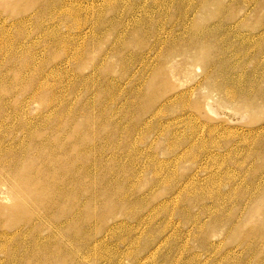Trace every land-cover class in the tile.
I'll return each instance as SVG.
<instances>
[{
  "label": "rangeland",
  "instance_id": "374dc122",
  "mask_svg": "<svg viewBox=\"0 0 264 264\" xmlns=\"http://www.w3.org/2000/svg\"><path fill=\"white\" fill-rule=\"evenodd\" d=\"M0 264H264V0H0Z\"/></svg>",
  "mask_w": 264,
  "mask_h": 264
},
{
  "label": "bare ground",
  "instance_id": "6f19581e",
  "mask_svg": "<svg viewBox=\"0 0 264 264\" xmlns=\"http://www.w3.org/2000/svg\"><path fill=\"white\" fill-rule=\"evenodd\" d=\"M51 1H52V0H51ZM59 1H60V0H59ZM46 2H47V1H46ZM203 39H204V38H203ZM213 69H214V68H213ZM212 71H213V70H212ZM209 77H210V76H209ZM238 80H239V79H238ZM238 80H236V81H238ZM231 81H232V80H231ZM239 81H240V80H239ZM228 82H229V81H228ZM240 82H241V81H240ZM233 83H234V82H233ZM238 83H239V82H238ZM238 83H236V84H238ZM224 84H225V83H224ZM224 84H223V85H224ZM234 86H235V84H234ZM238 86H240V85H238ZM238 86H237V87H238ZM241 86H242V85H241ZM225 87H226V86H225ZM234 88H235V87H234ZM241 88H242V87H241ZM241 88H240V89H241ZM223 89H224V88H223ZM231 89H232V88H231ZM240 89H239V91H240ZM249 89H250V88H249ZM234 90H235V89H233V91H234ZM243 90H244V89H243ZM243 90H242V91H243ZM226 91H227V90H226ZM237 92H238V91H237ZM240 92H241V91H240ZM226 93H227V92H226ZM235 93H236V92H235ZM233 94H234V93H233ZM244 94L246 95V92H244ZM234 95H235V94H234ZM236 95H237V94H236ZM236 95H235V96H236ZM242 96H243V95H242ZM234 98H236V97H234ZM234 98H233V99H234ZM251 98H252V97H251ZM243 100H244V99H243ZM249 101H251V100H249ZM248 103H249V102H248ZM251 103H252V102H251ZM247 106H248V105H247ZM22 149H23V148H22ZM44 165H45V164H44ZM33 178H34V177H33ZM29 187H30V186H29ZM34 194H35V193H34ZM48 203H50V202H48ZM51 203H52V202H51ZM39 258H40V257H39Z\"/></svg>",
  "mask_w": 264,
  "mask_h": 264
}]
</instances>
